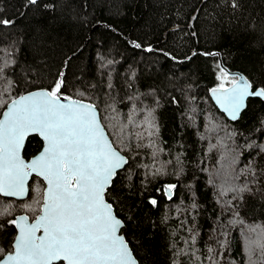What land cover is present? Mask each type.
<instances>
[{
    "label": "trees",
    "instance_id": "obj_1",
    "mask_svg": "<svg viewBox=\"0 0 264 264\" xmlns=\"http://www.w3.org/2000/svg\"><path fill=\"white\" fill-rule=\"evenodd\" d=\"M0 17V114L61 73L63 95L97 107L128 159L105 199L139 264H264L249 252L264 229V100L230 121L208 95L220 62L264 88V0H0ZM41 144L29 136L23 155ZM43 187L33 176L24 200L0 196V248Z\"/></svg>",
    "mask_w": 264,
    "mask_h": 264
},
{
    "label": "snow or ice",
    "instance_id": "obj_2",
    "mask_svg": "<svg viewBox=\"0 0 264 264\" xmlns=\"http://www.w3.org/2000/svg\"><path fill=\"white\" fill-rule=\"evenodd\" d=\"M28 3L35 5L37 0ZM10 23L0 17V25ZM221 72L228 75L224 69ZM230 83L231 88H226L222 78L219 88L212 92L220 93L217 101L233 119L244 107L246 97L264 98V88L256 89L243 77ZM63 86L61 73L50 91L20 96L0 119V193L23 196L32 173L46 181L42 201H36L41 214L35 222L28 223L27 216L19 217L23 223L10 221L19 234L11 251L0 248V264H137L124 237L118 234L122 221L105 200L113 177L127 161L105 134L96 106L63 98ZM149 127L155 125L149 121ZM30 132L38 133L46 146L26 163L20 148ZM250 231L257 234L249 241L250 254L258 248L264 255V229ZM249 264L255 261L250 259Z\"/></svg>",
    "mask_w": 264,
    "mask_h": 264
},
{
    "label": "water",
    "instance_id": "obj_3",
    "mask_svg": "<svg viewBox=\"0 0 264 264\" xmlns=\"http://www.w3.org/2000/svg\"><path fill=\"white\" fill-rule=\"evenodd\" d=\"M220 66H221L222 69L225 70V72L228 73V75H229L230 77H234V79H236V80H238V81L241 79V77H243V78L246 79L248 82H250V81L247 79V77H246L243 73H241L240 71H232V70H229L227 67H225V66L223 65L222 62H220ZM231 86H232V85H231V83H230V84L226 85L225 87H226V88H231ZM214 88H219V86H217V87H213V88H210V89L208 90V95H209L211 101L213 102V104L215 105V107H216V108H217V109H218V110H219V111H220V112L226 117L227 120H230V121L237 120V119L240 117V115L242 114V112L245 110V108H246V106H247L248 99H249V98H252V97H256V96H249V97H246V98H245V101H244V107H243V108L240 110V112L238 113L237 118H236V119H233V118H232L231 116H229V114L225 111V108H224V107H221V104L218 103V101H217V96L220 95V93L217 92V94L214 95L213 92H212V89H214ZM256 89H259V88H256ZM42 90H48V89L40 88V89L30 90V91H27V92H25V93H22V94L16 96L15 98H13V99L10 100L9 102H7V104L5 105V107H4V108L2 109V111H1L0 119H3V114L9 110V108L11 107V102H12L13 100H18L20 96L28 95L29 93L37 92V91H42ZM68 97H70L71 99H75V100L83 101V102H85V103H91V104H93V103L90 102V101H86V100H83V99H78V98H75V97H71V96L63 95V98H68ZM257 98H260V99L264 100V98H261V97H257ZM63 102L67 103L68 100H67V99H63ZM96 111H97V117H98L100 123L102 124L101 119H100V115H99V111H98L97 107H96ZM102 126H103V124H102ZM103 127H104V126H103ZM104 131H105V134L108 136L109 140L111 141V139H110L109 135L107 134V131H106L105 128H104ZM31 135H36V136H38V138L41 140V143H42V144H41L40 149H39L35 154H33V155H31V156H29V157L27 158V157H25V156L23 155V149H24V145H25V142H26L27 138H28L29 136H31ZM45 146H46V142L43 140V138H42L38 133L30 132L29 134H27V135L25 136L24 140L22 141L21 148H20V156H21V158H22L26 163H27V162H30V161H32L34 158H36L38 155L41 154V152H42V150L45 148ZM113 146H114V145H113ZM114 147H115V146H114ZM117 150H118V149H117ZM118 151H119V150H118ZM120 154L123 155V156L125 157L126 161L128 162V159H127L126 155H124L122 152H120ZM126 164H127V163H126ZM126 164H124V165L122 166V168L125 167ZM122 168L118 169L117 172L120 171ZM116 174H117V173H116ZM33 176H37V177H39V178L43 181V184H44L43 192H44V190H45V188H46V181H44L43 177H40V176H38L37 174L32 173V174L29 176L28 180L26 181V184H25V193H24L23 196H5L3 193H0V196L7 197V198H13V199H15V200H24V199L28 196V194H29V184H30L31 179H32ZM115 176H116V175H115ZM115 176L113 177V179L115 178ZM112 181H113V180H112ZM168 186H169V185H166V186L164 187V191H165V194H166L167 196H170V195L172 194V189L169 190V187H168ZM109 187H110V186H109ZM105 200H106V199H105ZM106 201H107V200H106ZM107 202H108V201H107ZM108 203H109V202H108ZM113 212H114V214L116 215V213H115V211H114V208H113ZM40 214H41V210H39V212L37 213V215H36L33 219H30V218L28 217V215H26V214H18V215H16V216L14 217V220H17L18 223H23V222L19 221V217H20V216H27V217H28V221H27V222H28V223H34V222H35V219H36ZM116 216H117V215H116ZM117 217H118V216H117ZM118 218H119V217H118ZM119 219L122 221L121 218H119ZM14 226H15V225H14ZM122 226H123V221H122ZM121 228H122V227H121ZM18 234H19V229L15 226V235H14V238H13L12 244H13V242H14V240H15V238H16V236H17ZM40 234H41L40 232L37 233V235H40ZM118 234L124 237V235L121 233V229L119 230ZM124 239H125V237H124ZM125 241H126L128 247H129V249L131 250V248H130V246H129V244H128V242H127L126 239H125ZM11 250H12V248H11ZM11 250H10V251H11ZM131 253H132L133 257L135 258L137 264H139L137 258H136L135 255L133 254L132 250H131ZM58 262H60V261H58ZM62 262H63L64 264H67V262H65V261H62ZM56 263H57V262H56Z\"/></svg>",
    "mask_w": 264,
    "mask_h": 264
},
{
    "label": "rangeland",
    "instance_id": "obj_4",
    "mask_svg": "<svg viewBox=\"0 0 264 264\" xmlns=\"http://www.w3.org/2000/svg\"><path fill=\"white\" fill-rule=\"evenodd\" d=\"M223 80L228 79V76H222Z\"/></svg>",
    "mask_w": 264,
    "mask_h": 264
},
{
    "label": "flooded vegetation",
    "instance_id": "obj_5",
    "mask_svg": "<svg viewBox=\"0 0 264 264\" xmlns=\"http://www.w3.org/2000/svg\"><path fill=\"white\" fill-rule=\"evenodd\" d=\"M13 199V198H12ZM14 220V219H13Z\"/></svg>",
    "mask_w": 264,
    "mask_h": 264
}]
</instances>
